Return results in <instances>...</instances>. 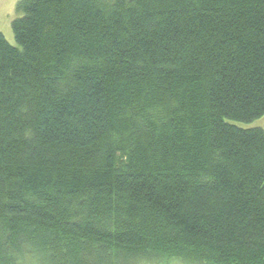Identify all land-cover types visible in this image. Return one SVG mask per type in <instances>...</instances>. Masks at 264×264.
<instances>
[{
    "label": "trees",
    "instance_id": "1",
    "mask_svg": "<svg viewBox=\"0 0 264 264\" xmlns=\"http://www.w3.org/2000/svg\"><path fill=\"white\" fill-rule=\"evenodd\" d=\"M0 33V264H264V0H20Z\"/></svg>",
    "mask_w": 264,
    "mask_h": 264
},
{
    "label": "rangeland",
    "instance_id": "2",
    "mask_svg": "<svg viewBox=\"0 0 264 264\" xmlns=\"http://www.w3.org/2000/svg\"><path fill=\"white\" fill-rule=\"evenodd\" d=\"M20 0H0V33L13 45L17 46L12 22L20 16L18 3ZM242 127H262L264 129V116L250 123H240ZM146 264V263H144ZM148 264H184L179 260H165Z\"/></svg>",
    "mask_w": 264,
    "mask_h": 264
}]
</instances>
